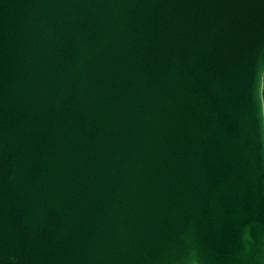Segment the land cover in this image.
Returning <instances> with one entry per match:
<instances>
[{"label":"water","instance_id":"water-1","mask_svg":"<svg viewBox=\"0 0 264 264\" xmlns=\"http://www.w3.org/2000/svg\"><path fill=\"white\" fill-rule=\"evenodd\" d=\"M264 0H0V264H264Z\"/></svg>","mask_w":264,"mask_h":264},{"label":"trees","instance_id":"trees-1","mask_svg":"<svg viewBox=\"0 0 264 264\" xmlns=\"http://www.w3.org/2000/svg\"><path fill=\"white\" fill-rule=\"evenodd\" d=\"M263 99H264V89H263Z\"/></svg>","mask_w":264,"mask_h":264}]
</instances>
